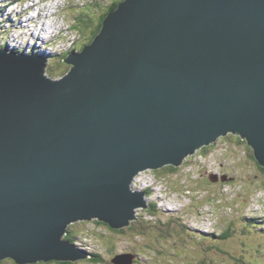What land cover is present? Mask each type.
Here are the masks:
<instances>
[{"label": "water", "instance_id": "water-1", "mask_svg": "<svg viewBox=\"0 0 264 264\" xmlns=\"http://www.w3.org/2000/svg\"><path fill=\"white\" fill-rule=\"evenodd\" d=\"M47 61L0 48V261L87 257L70 224L127 227L140 172L221 136L264 167V0H122L65 75Z\"/></svg>", "mask_w": 264, "mask_h": 264}, {"label": "rangeland", "instance_id": "rangeland-1", "mask_svg": "<svg viewBox=\"0 0 264 264\" xmlns=\"http://www.w3.org/2000/svg\"><path fill=\"white\" fill-rule=\"evenodd\" d=\"M113 1L38 3L39 9L48 7L49 13H42L41 18L43 23L53 18L55 36L48 40L39 33L38 39L45 43L35 44L37 47L32 49L35 45L31 48V44H23L19 38L25 32V22L20 19L19 28L5 23L12 13H6V3L0 0V47L46 57L50 64L46 74L59 78L70 69L60 54L72 49L71 41L76 48L79 43H90L93 27ZM78 15L89 19L88 28L84 26L83 31L78 23L83 26L84 20H77ZM76 48L74 52L78 51ZM56 62L62 64L56 66ZM252 148L246 139L230 133L190 154L179 166L140 172L131 189L147 191L149 206L136 208V217L123 228L124 232H115L97 218L79 220L67 228L66 233L73 231L79 247L102 254L104 262H61L113 264V257L128 252L130 264H264V169L253 157ZM196 230L203 234L202 239ZM66 235L63 240H68ZM5 258L0 264H15L12 258Z\"/></svg>", "mask_w": 264, "mask_h": 264}, {"label": "trees", "instance_id": "trees-1", "mask_svg": "<svg viewBox=\"0 0 264 264\" xmlns=\"http://www.w3.org/2000/svg\"><path fill=\"white\" fill-rule=\"evenodd\" d=\"M122 0H115V1H113L109 6H108V8H107V10L105 11V13L103 12L102 14H101V17H100V21L98 22V25L94 28L93 27V37L91 38V42H92V40L94 39V37L100 32V29H101V26H102V23H103V20H104V18H105V16H106V14L108 13V12H110V11H112V10H114V9H116L117 8V6H118V4L121 2ZM81 15V14H80ZM80 15H78L77 16V20H78V18H81L82 20H84V25L83 26H81V24H79L78 23V26H80V30L81 31H83V27L85 26L86 28H88V26H86L87 25V23L86 22H88L89 21V19H85V18H82V17H80ZM88 16L89 17H92L91 16V14H89L88 13ZM80 19V20H81ZM90 42V43H91ZM85 44L86 43H83L81 46H80V43H79V46H78V48H76L77 46L74 44L73 46H72V51L76 48L77 50H81V49H83V47L85 46ZM69 54H70V50H68V51H66V52H63L62 54H60V56H61V60L63 61V62H65L64 61V59L65 58H67L68 56H69ZM54 57H55V54L53 55ZM55 58H57V57H55ZM66 63V62H65ZM60 64H62V63H60ZM59 64V62H56V66H59L60 65ZM66 74V73H65ZM241 139V138H240ZM204 148V147H203ZM253 157L255 158V156L253 155ZM263 167V166H262ZM171 168H173V166H171ZM263 169H264V167H263ZM159 171V170H158ZM98 223H100V222H98ZM105 225H108L112 230H114L115 232H118V233H121V232H124L123 231V229H121V230H119V229H115V228H112L108 223H106V222H103ZM72 234H73V231L72 230H70V231H68V233H67V235H66V239H68L67 241H70V240H73V241H75V239H76V236L74 235V236H72ZM222 236V235H221ZM126 253H128V252H126ZM91 260L92 262H95V263H97V262H104V257H103V255L102 254H99V253H92L91 254V258H85L84 260ZM111 261H112V259H111ZM1 263V262H0ZM46 263H48V264H51L52 262L51 261H48V262H46ZM59 264H73V263H71V262H58ZM15 264H18V263H16L15 262ZM37 264V263H36ZM113 264H114V262H113Z\"/></svg>", "mask_w": 264, "mask_h": 264}, {"label": "bare ground", "instance_id": "bare-ground-1", "mask_svg": "<svg viewBox=\"0 0 264 264\" xmlns=\"http://www.w3.org/2000/svg\"><path fill=\"white\" fill-rule=\"evenodd\" d=\"M3 7H4V5H3ZM4 9V8H3ZM8 14H9V12H8ZM42 30L45 32L46 30H47V28H42ZM45 34V33H44ZM197 152V151H196ZM169 166H175L174 164H169ZM177 166H179V165H177ZM136 179V178H135ZM144 187V186H143ZM137 191H143V190H137ZM90 255V254H89ZM84 259H82V260H80V259H77L76 260V262L77 261H83Z\"/></svg>", "mask_w": 264, "mask_h": 264}, {"label": "clouds", "instance_id": "clouds-1", "mask_svg": "<svg viewBox=\"0 0 264 264\" xmlns=\"http://www.w3.org/2000/svg\"><path fill=\"white\" fill-rule=\"evenodd\" d=\"M156 170H157V169H156ZM131 186H132V184H131ZM131 188H132V187H131ZM134 191H137V190H134ZM70 225H71V224H70ZM70 225H69V226H70ZM69 226H68V227H69ZM66 234H67V233H66Z\"/></svg>", "mask_w": 264, "mask_h": 264}]
</instances>
